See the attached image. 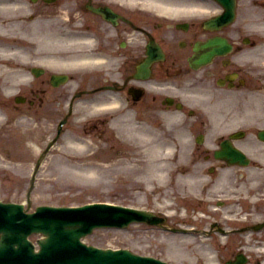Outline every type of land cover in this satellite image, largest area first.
<instances>
[{
	"label": "rangeland",
	"instance_id": "rangeland-1",
	"mask_svg": "<svg viewBox=\"0 0 264 264\" xmlns=\"http://www.w3.org/2000/svg\"><path fill=\"white\" fill-rule=\"evenodd\" d=\"M255 10L259 14L258 10L262 9L260 7ZM84 81L88 83L89 79L85 77ZM33 86L39 87L40 82H34ZM70 87L67 85L65 89L69 90ZM3 97L1 98L3 101L0 99L2 104L7 99ZM88 99L81 98L62 137L47 152L32 189L33 204L74 205L107 200L140 207L158 205L159 201L163 203L169 201L173 194L179 191L168 186L170 182H174L173 174L185 165V154L182 161L175 162L179 156L169 161H166L167 156L160 159V153H165L164 146H160L159 153L157 151L153 153L154 149L150 148L149 141L141 142L144 128L133 125L131 117L136 115L134 111L129 110L130 113L127 115H121L115 109L93 113L88 109ZM108 99L110 97L104 96L102 100ZM34 100L37 98L34 97ZM8 102H12L11 98ZM41 105L42 107H33L29 110L27 112L29 117H24L17 128L8 125L0 129V199L13 201L24 199L31 166L40 150L44 148L46 139L55 133L54 120L58 117L59 110L46 104V100ZM254 108L264 116L263 101L255 99ZM6 109L8 115L13 114V109L12 111L8 110V107ZM4 115L6 113L4 114L0 108V117ZM96 116L95 122L99 127L92 131L86 122L92 124L94 121L91 118ZM104 119L107 121L105 124ZM251 121L253 120H247L245 123L249 124ZM250 129L252 128H248ZM154 134L158 135L155 131ZM150 139L153 142L152 138ZM148 147L150 149L147 150ZM162 160L168 163L161 162ZM163 163L162 167L165 168L160 166ZM164 170L162 179L157 173ZM246 170L239 171L241 174H256L249 169ZM200 172L202 169L191 174ZM238 172L234 174H239ZM238 234V232L230 234L226 243L227 248L221 252L218 251L220 247L218 235H215L216 238L192 237L159 231L148 225L136 223L125 229H95L83 239L102 247H128L139 253L162 257L171 264H206V261L217 262L218 257L228 255L235 249L239 245Z\"/></svg>",
	"mask_w": 264,
	"mask_h": 264
},
{
	"label": "flooded vegetation",
	"instance_id": "flooded-vegetation-1",
	"mask_svg": "<svg viewBox=\"0 0 264 264\" xmlns=\"http://www.w3.org/2000/svg\"><path fill=\"white\" fill-rule=\"evenodd\" d=\"M120 13L130 17L135 24H137L139 27L147 28L154 34V29L152 27H149L146 25L148 22L143 20L142 18H136L133 15H130L127 12L119 11ZM97 23L104 25V22H100L99 18L91 22V26L96 25ZM115 29L120 30L121 32H125L126 30H131L136 33H139V30L135 28H130L128 26V23L121 22ZM137 30V31H135ZM198 29L191 30V32H188L189 36L195 37L198 34ZM103 32V31H102ZM125 35V34H124ZM123 35V36H124ZM122 36V37H123ZM126 36V35H125ZM155 37H158L157 33L154 34ZM161 36V35H160ZM159 36V38H160ZM122 37H119L114 43L115 49H118L117 53L122 54V56H125L127 60H130L131 62H135V60L141 55L144 57V43L138 44L136 48V52H134V49L129 47L127 44H125L124 48L120 46V41L122 40ZM208 36H204L203 39L207 38ZM162 41L166 40V37H161ZM245 42L240 41L239 43H235L233 45L232 50L228 51L225 56H217L215 57L212 62L209 64L204 65V67L196 71V73H189L186 68H176L175 66H178L176 64V60H173L171 58L170 51L171 49L167 47V54L166 59L164 62L157 63L156 66H159V70L165 73L169 71V68H175L174 69V75L178 76L175 84L173 87L175 90H178L179 92H182L184 95H189L191 88L197 89L202 93L203 97H201L204 101H209L210 99H215L214 96H216L217 90L213 85H216L217 87L220 86H226L228 90L230 89H238L239 86L245 84V80L242 79V75L251 77L250 74L252 73L254 66V62L250 60V53L251 49L246 48L244 46ZM260 52V51H259ZM169 54V58H168ZM249 56V58L246 61V56ZM226 56H229V58H225ZM129 58V59H128ZM171 58V59H170ZM239 60V65H236V59ZM142 59V58H141ZM139 59V62L140 60ZM125 59V62H127ZM169 63V66L166 67V64ZM175 65V66H173ZM156 70V69H155ZM192 70V69H191ZM194 71V70H192ZM242 74V75H241ZM128 73L123 75V78L121 81L124 80V77H126ZM222 82V83H219ZM139 85V84H136ZM219 94H222L221 89H219ZM209 98V99H208ZM155 99V98H154ZM155 101V100H154ZM162 101V100H161ZM147 106L151 107L153 105L152 102L146 101L145 103ZM168 104H165V107H168ZM161 107H152L150 110H160ZM205 118L200 119L198 118L196 121L199 123H204Z\"/></svg>",
	"mask_w": 264,
	"mask_h": 264
},
{
	"label": "water",
	"instance_id": "water-1",
	"mask_svg": "<svg viewBox=\"0 0 264 264\" xmlns=\"http://www.w3.org/2000/svg\"><path fill=\"white\" fill-rule=\"evenodd\" d=\"M9 206V207H7ZM0 209V249L16 247L23 243L29 231H17L14 227L15 221L19 218V213L14 211L11 205ZM143 218H146L144 215ZM149 218V217H147ZM42 231L48 235V239L43 243L42 249L53 246L56 242H64L66 239L80 242L79 237L84 234L83 225L56 224L49 228H42ZM6 252L1 256L4 257ZM0 256V262L2 258ZM125 264V263H123Z\"/></svg>",
	"mask_w": 264,
	"mask_h": 264
},
{
	"label": "bare ground",
	"instance_id": "bare-ground-1",
	"mask_svg": "<svg viewBox=\"0 0 264 264\" xmlns=\"http://www.w3.org/2000/svg\"><path fill=\"white\" fill-rule=\"evenodd\" d=\"M64 39L65 40H75V38H73V37H70V38L65 37ZM77 40H79L78 42H83L84 41L82 38H78ZM81 40H83V41H81ZM68 62H75V61H68ZM160 166H163V165H160ZM157 174H161V173H157Z\"/></svg>",
	"mask_w": 264,
	"mask_h": 264
}]
</instances>
